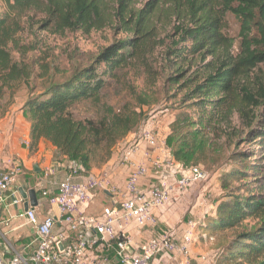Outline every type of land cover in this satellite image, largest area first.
I'll use <instances>...</instances> for the list:
<instances>
[{"label": "trees", "instance_id": "obj_1", "mask_svg": "<svg viewBox=\"0 0 264 264\" xmlns=\"http://www.w3.org/2000/svg\"><path fill=\"white\" fill-rule=\"evenodd\" d=\"M3 1L8 11L0 12V120L27 87L20 111L29 123L30 150L45 139L57 159L76 163L81 174L103 166L115 145L141 125L144 107L155 101L125 81L127 71L138 66L152 84L165 71L164 89L180 94L184 109L170 122L165 143L181 166L240 163L247 157L238 147L245 140L258 142L264 156V0H145L138 8L137 0ZM228 12L239 21L236 54L233 39L222 32ZM24 16L38 17L39 28L55 35L108 26L124 36L60 80L62 69L40 50L39 40L23 42ZM170 25L172 37H160ZM159 47L160 62L154 55ZM36 50L41 54L30 58ZM207 56L211 61L193 67L198 57L204 62ZM34 66L39 73L34 74ZM33 75L41 79L38 94L30 86ZM121 85L126 92L116 106L106 98ZM86 104L85 112L76 111ZM234 114L242 130L232 128ZM248 165L220 172L222 194L210 217L196 226L195 243L239 229L207 250L210 264H264V184L254 178L255 188L234 185L249 176L248 169L264 173V164ZM249 219L256 222L244 224Z\"/></svg>", "mask_w": 264, "mask_h": 264}, {"label": "built area", "instance_id": "obj_2", "mask_svg": "<svg viewBox=\"0 0 264 264\" xmlns=\"http://www.w3.org/2000/svg\"><path fill=\"white\" fill-rule=\"evenodd\" d=\"M1 137L0 130V143ZM141 143L169 152L154 130L140 128L121 153L120 162L130 168L121 198L103 207L99 215L86 214L84 210L92 204L97 190L116 191L107 169L81 174V167L70 162L67 174L60 181L52 186L39 182L38 200L54 206L57 215L49 209L39 217L34 207L20 211L17 216L35 230L34 247L31 251L12 249L9 258L0 254V264H112L115 260L117 264H155L163 254L172 256L171 264H191V246L197 239V223L192 219L185 221L179 242L171 231H166L140 243L129 234L128 228L156 225L155 210L168 205L174 195L207 180L208 172L202 165L183 167L171 155L151 159L145 153L146 162L161 175L148 189L141 190L139 180L148 168L143 162L135 163L131 159ZM21 171L16 157L4 158L0 152V205L9 195H12L10 204L19 203L14 194ZM54 174L52 168L44 171L45 177ZM196 264H210L207 254L199 255Z\"/></svg>", "mask_w": 264, "mask_h": 264}, {"label": "crops", "instance_id": "obj_3", "mask_svg": "<svg viewBox=\"0 0 264 264\" xmlns=\"http://www.w3.org/2000/svg\"><path fill=\"white\" fill-rule=\"evenodd\" d=\"M23 100L16 99L15 103L9 108L4 117L0 120V130L2 132L0 152L4 158L14 156L21 164V174L18 176L15 183L16 196L20 201L18 204H10L12 195H9V199L5 203L0 205V254L4 258H9L12 255V249L31 251L34 247L35 230L29 225L22 217L17 216L20 211L23 210V199L21 198L18 188L24 186L26 189L33 188L37 192V205L34 207L39 217H42L47 213L49 209L53 215H57L54 206L38 200V183L42 182L44 186H52L54 183L63 179L67 174L69 164L66 159H57L55 156V148L46 141L41 139L36 147L32 150L24 141L29 142V123L23 118L20 107ZM173 120H170L166 127L165 132L162 134L159 129L162 127L163 120L155 119L152 124L155 125V131L161 141H165L166 135L169 132L168 125ZM142 128V127H141ZM146 128H148L146 126ZM150 129H153L150 128ZM135 132L128 134L123 140L117 143L113 148L111 158L100 168H95L92 172H99L100 170L107 169L109 172V178L112 186L116 189L114 193L109 192L106 189H99L95 192V198L92 204L84 211L86 214L99 215L102 212V208L112 204L113 200L121 198V194L124 191V183L128 173L130 172L129 165L121 163V153L126 146L133 140ZM145 153H147L151 159H163L170 155V151L167 153L162 149H151L145 143L139 145L138 150L131 156V159L135 163L143 162L147 165L148 171L145 176L139 180V188L141 190L148 189L161 174L152 167L148 161L146 162ZM52 168L55 170L54 175L44 176L46 169ZM194 187V186H193ZM193 189V188H192ZM14 191V190H13ZM107 192V193H106ZM100 203L103 207L100 208ZM185 198L174 195L172 201L165 207L155 210L157 217V223L154 226H146L143 228H137L134 225L128 228L129 234L138 242H144L153 235H159L166 231H171L177 242L180 241L185 221L187 219L198 218L195 221L197 224L200 222L202 211L198 210V207L203 208L201 201V193H198L195 199H193V207L188 213L183 212L185 206ZM191 203L189 205H192ZM189 205L185 208L188 210ZM197 243V242H196ZM194 243L191 246V264H196L199 255L205 254L202 251L203 248ZM171 255L163 254L155 260V264H171L173 262ZM112 264H117L116 260Z\"/></svg>", "mask_w": 264, "mask_h": 264}, {"label": "rangeland", "instance_id": "obj_4", "mask_svg": "<svg viewBox=\"0 0 264 264\" xmlns=\"http://www.w3.org/2000/svg\"><path fill=\"white\" fill-rule=\"evenodd\" d=\"M145 0H137L134 4L136 8L140 7ZM164 6V5H163ZM8 11V8L3 0H0V12L4 13ZM38 17H35L33 20L24 16L22 17V22L24 26V30L20 33L23 42H31L34 38L39 40V47L42 52H45L49 55H52V58L55 60V63L59 65L62 69L59 74H57V78L62 80L64 76L70 73V70L75 66H84L88 61L89 57L96 54L101 48L107 46L109 43L114 41L117 38L123 37V33H114L111 27H105L98 31H91L88 34L82 32H65L64 34H51L48 31L41 30L39 28L38 23L36 22ZM179 24L178 21H176ZM160 30H162V27ZM222 32L233 39L234 44L232 47L233 54H236L238 51L239 44V21L231 14L226 13L224 18V26ZM173 29L172 25L167 26L165 31H163L160 37L165 36L167 38L168 35L172 37ZM174 36V35H173ZM176 38V36H174ZM184 44H190L189 41L184 42ZM41 51H34L29 54L30 58L41 54ZM161 49L160 47L156 49L154 53L155 57L158 58V62H160L161 58ZM199 57L196 59L193 67L196 65H204L205 63L211 61V57L207 56L204 62L199 61ZM160 64H158V67ZM203 68V67H201ZM264 69V65H262ZM204 69V68H203ZM40 69L38 66H34V74L39 73ZM166 75V72L162 71L159 78H157L156 82L152 84L150 78L143 72V69L134 66L132 69L127 71V75L125 76V81H129L130 84L136 90H144L148 94L153 95L151 100H155L149 107L145 106L144 110L147 111L146 117L143 119L141 125L135 130V133L141 127H148L155 129V125L152 126L153 122L156 118L159 120H163V125L159 129V131L163 134L165 132V127L170 120L175 119L176 115L181 112L184 107H181L179 103L180 94L174 96V91L172 89L165 90L163 86V79ZM40 80L37 76L33 75L31 79V87L33 88V93L38 94L41 91ZM122 84V83H121ZM27 87L23 86L20 90V94L18 95L19 100H24L26 97ZM116 90H120L121 95H116ZM129 91V90H128ZM125 87L123 85L119 86L118 89L112 88L109 91V95L106 100L114 105H119L122 101L123 95H125ZM90 107L89 104L86 105H78L76 111L79 113L85 112V108ZM189 111V109H186ZM169 127V125H168ZM232 128L238 130L239 128L242 130V126L240 125L239 118L237 114L233 115L232 118ZM156 132V131H155ZM240 149L246 152L247 157L244 158V161L240 163L234 162L233 165H225L221 164V167H207L203 166L205 170L208 172L207 180L203 181L200 184H196L193 189L188 190L187 192L179 193L177 196L181 198H185V206L183 208V212L188 213L193 207L192 201L198 196V193H201V201L203 204V208L198 207V210L202 211V215L200 216L202 219H207L210 217V214L213 212L212 204L215 203L216 199L221 196L222 192L219 188V174L223 169H231V168H239L240 170H245L244 166H249L248 164L257 165L264 164V156L260 158L263 154V150L260 149L258 142L251 143V141H243L238 146ZM249 176L246 179H242L238 182H235V186H240L242 189L245 188H255L256 184L254 178H260L262 183L264 184V173L258 174L254 172V170L248 169ZM192 205H189V204ZM189 205L188 210L185 208ZM103 207V204L100 203V208ZM198 221V218L195 219ZM256 222V219H249L244 224L252 225ZM239 229H235L232 231L224 232L217 236V238H201L198 240V245L201 246L202 251L207 252L208 249L215 248L218 245H222L227 242V240L231 239ZM196 243V244H197Z\"/></svg>", "mask_w": 264, "mask_h": 264}, {"label": "water", "instance_id": "obj_5", "mask_svg": "<svg viewBox=\"0 0 264 264\" xmlns=\"http://www.w3.org/2000/svg\"><path fill=\"white\" fill-rule=\"evenodd\" d=\"M19 194L23 199V211L33 208L37 205V192L35 189H26L24 186L18 188ZM107 193V192H106Z\"/></svg>", "mask_w": 264, "mask_h": 264}]
</instances>
